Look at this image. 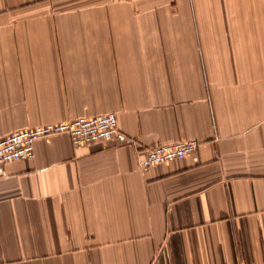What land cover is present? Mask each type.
Listing matches in <instances>:
<instances>
[{
  "label": "crops",
  "instance_id": "1",
  "mask_svg": "<svg viewBox=\"0 0 264 264\" xmlns=\"http://www.w3.org/2000/svg\"><path fill=\"white\" fill-rule=\"evenodd\" d=\"M108 112L0 166V264H264V0H0V136Z\"/></svg>",
  "mask_w": 264,
  "mask_h": 264
},
{
  "label": "built area",
  "instance_id": "2",
  "mask_svg": "<svg viewBox=\"0 0 264 264\" xmlns=\"http://www.w3.org/2000/svg\"><path fill=\"white\" fill-rule=\"evenodd\" d=\"M53 134H67L74 147L122 138L118 130L116 114L113 112L16 130L0 136V166L12 161L33 158L34 142ZM197 146L198 142L195 139L155 144L139 154L138 166L141 170H146L155 164L181 159L193 153Z\"/></svg>",
  "mask_w": 264,
  "mask_h": 264
}]
</instances>
